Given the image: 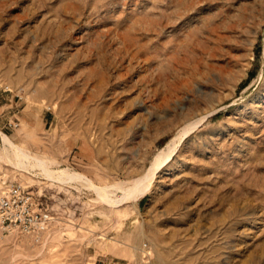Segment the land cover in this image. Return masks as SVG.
I'll use <instances>...</instances> for the list:
<instances>
[{
  "label": "rangeland",
  "instance_id": "obj_1",
  "mask_svg": "<svg viewBox=\"0 0 264 264\" xmlns=\"http://www.w3.org/2000/svg\"><path fill=\"white\" fill-rule=\"evenodd\" d=\"M202 116L115 206L17 168L1 138L126 186ZM12 182L53 221L40 240L0 229V264H264V0H0Z\"/></svg>",
  "mask_w": 264,
  "mask_h": 264
},
{
  "label": "bare ground",
  "instance_id": "obj_2",
  "mask_svg": "<svg viewBox=\"0 0 264 264\" xmlns=\"http://www.w3.org/2000/svg\"><path fill=\"white\" fill-rule=\"evenodd\" d=\"M202 119L203 116L194 121L186 123V125L181 127L177 133V139H172L173 136L171 139H169L170 142L165 144L166 146L157 153L147 172L136 177L133 179V181H131L130 184H127L126 186H120L119 183L116 184L117 182L111 185L110 183L97 184L86 174L80 172L79 170L76 171L68 166L53 168L51 166V162L53 161L43 158L41 155L39 156L34 152L32 153V150L29 151L24 146L15 143L7 134L1 132V138L3 145H5L4 147L6 148V152H8V148L10 149L12 153V159L9 158L7 153L5 154L8 156V159L11 161V163L17 168L26 171H30L31 168H38L42 175L44 174L46 177L58 180L62 183L81 181V183L83 182L87 184L88 187H91V189L94 190L96 193V199L115 206L126 201H136L138 197L146 193V191L151 187L153 176L158 167L169 160L170 156L178 146V141L181 140V138L189 131L197 127ZM26 135L28 137H34L32 132H27ZM6 155L5 158H7ZM112 186L121 188L122 193L120 195H113L114 191L111 189Z\"/></svg>",
  "mask_w": 264,
  "mask_h": 264
},
{
  "label": "built area",
  "instance_id": "obj_3",
  "mask_svg": "<svg viewBox=\"0 0 264 264\" xmlns=\"http://www.w3.org/2000/svg\"><path fill=\"white\" fill-rule=\"evenodd\" d=\"M35 200L21 183L0 185V229L11 235H27L40 240L48 230L53 215Z\"/></svg>",
  "mask_w": 264,
  "mask_h": 264
}]
</instances>
